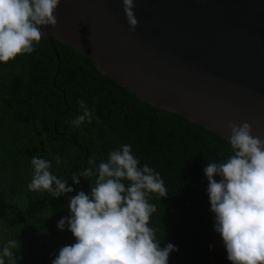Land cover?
I'll return each mask as SVG.
<instances>
[{
    "label": "trees",
    "instance_id": "16d2710c",
    "mask_svg": "<svg viewBox=\"0 0 264 264\" xmlns=\"http://www.w3.org/2000/svg\"><path fill=\"white\" fill-rule=\"evenodd\" d=\"M52 40L45 36L32 53L0 63V252L15 239L21 244L18 264H52L61 247L75 243L67 227L57 228L69 216L70 197L90 194L95 184V176H81L74 184L73 174L98 168L109 152L130 144L139 167L153 168L168 190L167 197L159 201L153 195L149 201L157 207L150 226L159 229L161 247L172 243L178 249L168 264H231L214 230L204 173L207 163L232 154L228 141L141 100L65 43ZM79 101L91 110L92 120L74 127L72 121L83 112ZM33 156L50 161L52 174L74 191L60 197L30 191Z\"/></svg>",
    "mask_w": 264,
    "mask_h": 264
},
{
    "label": "clouds",
    "instance_id": "9594fccd",
    "mask_svg": "<svg viewBox=\"0 0 264 264\" xmlns=\"http://www.w3.org/2000/svg\"><path fill=\"white\" fill-rule=\"evenodd\" d=\"M61 0H0V63L32 53L47 33L56 27L55 15ZM129 29L138 26L134 0H122ZM83 110L73 121L79 127L91 122L92 112L83 101ZM225 136L232 154L219 163H207V192L214 230L220 234L231 264H264V138L253 135L252 125L244 121L227 124ZM56 163L61 162L59 155ZM89 165L95 161L89 159ZM130 144L108 153L107 162L73 174L95 176L90 194L79 191L70 197L69 216L58 221L67 227L75 243L60 248L52 264H168L169 255L178 251L172 243L161 247L158 228L150 226L157 211L150 203L153 195L161 200L168 190L160 174L147 164L139 167ZM34 172L28 189L47 192L52 197L66 196L74 189L50 171L51 162L33 156ZM217 177L220 179L217 180ZM20 241L10 239L0 252V264H18ZM211 247V246H210Z\"/></svg>",
    "mask_w": 264,
    "mask_h": 264
},
{
    "label": "water",
    "instance_id": "95a60500",
    "mask_svg": "<svg viewBox=\"0 0 264 264\" xmlns=\"http://www.w3.org/2000/svg\"><path fill=\"white\" fill-rule=\"evenodd\" d=\"M134 2L131 31L122 0H61L46 37L156 108L224 138L247 121L264 138V0Z\"/></svg>",
    "mask_w": 264,
    "mask_h": 264
}]
</instances>
